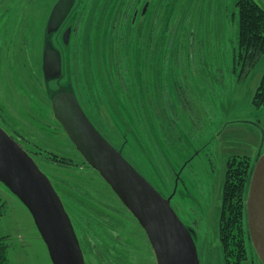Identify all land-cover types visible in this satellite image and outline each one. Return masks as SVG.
<instances>
[{
    "label": "rangeland",
    "instance_id": "1",
    "mask_svg": "<svg viewBox=\"0 0 264 264\" xmlns=\"http://www.w3.org/2000/svg\"><path fill=\"white\" fill-rule=\"evenodd\" d=\"M237 1L154 0L137 35L135 12L145 0H75L71 43L55 45L62 74L49 79L42 50L57 0H0V121L58 189L87 250V264L102 262L98 251L112 258L109 248L122 254L123 264L157 259L135 216L54 117L51 95L60 86L76 92L97 128L165 195L164 175L148 158L151 149L155 157L162 149V163L173 168L172 206L195 230L200 264H225L219 219L227 159L241 154L255 162L264 152V107L256 108L250 98L264 73V54L245 80L240 67L233 72ZM255 1L264 8V0ZM50 42L56 44L54 38ZM142 96L152 107L153 137L145 132L148 118L140 119L147 112ZM0 196L6 264H53L31 211L1 180ZM109 216L123 223L114 229L127 237L126 245L108 233ZM254 264L263 263L257 258Z\"/></svg>",
    "mask_w": 264,
    "mask_h": 264
},
{
    "label": "water",
    "instance_id": "2",
    "mask_svg": "<svg viewBox=\"0 0 264 264\" xmlns=\"http://www.w3.org/2000/svg\"><path fill=\"white\" fill-rule=\"evenodd\" d=\"M74 4L75 0H58L49 15L43 58L46 78L57 79L62 74V55L48 39L60 28ZM70 32L67 29L64 33L65 43L69 42ZM51 106L54 117L84 159L140 222L157 264H200L194 231L175 211L171 197L162 195L97 128L76 92L71 88L55 91ZM0 180L31 211L53 264H86L73 222L53 181L1 125ZM246 212L252 245L264 264V152L253 168Z\"/></svg>",
    "mask_w": 264,
    "mask_h": 264
},
{
    "label": "trees",
    "instance_id": "3",
    "mask_svg": "<svg viewBox=\"0 0 264 264\" xmlns=\"http://www.w3.org/2000/svg\"><path fill=\"white\" fill-rule=\"evenodd\" d=\"M237 7L239 13L237 46L234 51V63L232 68L233 72L236 74L240 67V78L244 76L242 80H245L246 77L250 76L251 72L256 69L264 54V8L255 0H238ZM139 34L140 32H137V35ZM141 98L144 102V108H147V112L146 109L140 112V119L144 120L148 118L147 122L145 119V132L147 135L150 134L152 136L150 126V113L153 115L152 107L149 108V102L146 104L145 100H143V96ZM252 104L256 108L264 107V73L252 97ZM154 105L155 110L158 112L157 115L161 116L163 111L161 108H158L156 104ZM156 107L159 110L156 109ZM161 118L164 121L165 114H163ZM130 127L132 128V125H130ZM140 129L138 128L139 132L142 131V129ZM163 141L168 143L169 137ZM148 142L146 143L149 145ZM160 151L162 152L161 148ZM160 151L158 150V156L155 157L151 149L148 158L152 156V160H154L156 168L159 170L158 173H162L160 176L164 175V190L167 189L166 192H169L167 182H165L166 168L162 163L161 158L163 157ZM255 162L252 161L250 156L241 154H233L227 159L223 184L222 207L219 219V236L225 264H245L250 259L249 252H255L250 239L246 212V200ZM171 183L173 185L172 179ZM87 204L90 203L87 202ZM2 216L3 201L0 196V221ZM7 251L8 245L6 241L4 238H0V264H6L8 261Z\"/></svg>",
    "mask_w": 264,
    "mask_h": 264
},
{
    "label": "flooded vegetation",
    "instance_id": "4",
    "mask_svg": "<svg viewBox=\"0 0 264 264\" xmlns=\"http://www.w3.org/2000/svg\"><path fill=\"white\" fill-rule=\"evenodd\" d=\"M153 1L154 0H145L144 2V5L142 7V9H140L139 7L137 8L136 12H135V18H134V23L137 25V30H138V33L141 31V28L142 26L144 25V22L146 20V18L150 17L151 16V9H152V4H153ZM75 5V4H74ZM74 10V6L71 10V12L69 13V15L66 17L65 21L62 23V25L60 26V28L53 33V35L49 36V43H50V38H54L56 44H53V42H51L53 44V46L55 47V45L58 47V48H61V47H67L70 45L71 43V40H72V36H73V33H74V29H75V25H74V20L71 18L72 17V12ZM106 15H104V19H105ZM108 21V20H107ZM48 22V21H47ZM47 24V23H46ZM67 29H71V32H70V37H69V42L68 43H65L64 42V33L66 32ZM53 36V37H52ZM44 41H46V36L44 37ZM47 44L43 43V50H42V59L44 58V49H45V46ZM0 60H1V55H0ZM44 61V60H43ZM62 66H63V59H62ZM61 77V76H60ZM62 89H69V87H66V86H60V88L58 89L59 90H62ZM0 125L2 127H5L6 125H4L1 121H0ZM171 133V132H170ZM172 135L170 134L169 135V138L171 137ZM167 172L165 174V182H167V185H168V189H169V192L167 191L165 193V195L167 197H171V204L174 200V197L176 196V191H175V182L174 180L172 179V175H171V172H172V167H170V165L168 163H166L165 161L163 162ZM177 174V173H176ZM179 176V173L177 174ZM171 179L173 180V185L171 183ZM170 180V181H169ZM56 188V186H55ZM56 190L58 191V189L56 188ZM167 190V189H165ZM171 190V191H170ZM175 192V193H174ZM60 194V193H59ZM77 203V201H76ZM70 214V213H69ZM71 216V215H70ZM138 224L141 226L140 222L137 220V218L135 217L134 218ZM182 219V218H181ZM71 220H72V217H71ZM105 220H107L110 224H111V228L108 227L107 230H108V233L112 236V239L116 240L117 242L118 241H121V244L123 245H126V241L127 240V237L125 238L124 234H120L117 230L114 229V227H117V228H120V227H124L123 226V223L121 224L119 222V219L118 218H111L110 216L105 218ZM183 220V219H182ZM73 222V220H72ZM183 222L185 223V221L183 220ZM186 224V223H185ZM74 225V223H73ZM187 225V224H186ZM188 226V225H187ZM142 227V226H141ZM189 227V226H188ZM75 228V226H74ZM143 228V227H142ZM191 228V227H189ZM144 229V228H143ZM192 229V228H191ZM76 230V229H75ZM145 231V230H144ZM193 231L195 232V230L193 229ZM77 233V232H76ZM122 236V237H121ZM124 236V238H123ZM80 240V239H79ZM81 243V246L83 248V251H84V255H85V260H86V264L87 262H89V258H88V253H87V250L85 248V246L83 245V243L80 241ZM108 252H109V255L112 256V258H107L105 256V254H103L102 252H97V255L99 256V258L102 260V262H100V264H123L122 262H120V259H121V255L119 251H116L112 248H109L107 249ZM123 259V258H122ZM129 259V258H128ZM255 259H257V255L255 254V257H252L250 256V259L248 262H246L245 264H254L255 263Z\"/></svg>",
    "mask_w": 264,
    "mask_h": 264
},
{
    "label": "crops",
    "instance_id": "5",
    "mask_svg": "<svg viewBox=\"0 0 264 264\" xmlns=\"http://www.w3.org/2000/svg\"><path fill=\"white\" fill-rule=\"evenodd\" d=\"M250 98H252V95H251V97ZM250 102H251V99H250ZM263 140V139H262ZM262 140H261V142H262ZM260 143V139L259 140H257L256 141V143H255V152H256V156L258 155V153L260 152V147L258 148L257 147V145ZM259 146H260V144H259Z\"/></svg>",
    "mask_w": 264,
    "mask_h": 264
}]
</instances>
